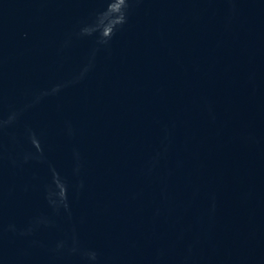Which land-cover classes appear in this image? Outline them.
Segmentation results:
<instances>
[{
	"label": "water",
	"instance_id": "obj_1",
	"mask_svg": "<svg viewBox=\"0 0 264 264\" xmlns=\"http://www.w3.org/2000/svg\"><path fill=\"white\" fill-rule=\"evenodd\" d=\"M0 264H264V0H0Z\"/></svg>",
	"mask_w": 264,
	"mask_h": 264
}]
</instances>
